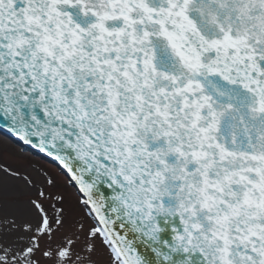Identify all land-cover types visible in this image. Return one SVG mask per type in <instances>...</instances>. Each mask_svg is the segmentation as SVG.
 Returning <instances> with one entry per match:
<instances>
[{
    "label": "snow or ice",
    "instance_id": "6c2138e0",
    "mask_svg": "<svg viewBox=\"0 0 264 264\" xmlns=\"http://www.w3.org/2000/svg\"><path fill=\"white\" fill-rule=\"evenodd\" d=\"M10 151L83 216L37 170L0 264H264V0H0Z\"/></svg>",
    "mask_w": 264,
    "mask_h": 264
},
{
    "label": "rangeland",
    "instance_id": "374dc122",
    "mask_svg": "<svg viewBox=\"0 0 264 264\" xmlns=\"http://www.w3.org/2000/svg\"><path fill=\"white\" fill-rule=\"evenodd\" d=\"M7 163L13 167L19 168L25 175H30L37 181L38 187L26 186L22 179H7L5 181V190L3 196L0 197V205H2V212H0V228L9 227L8 224L2 223L3 220H15L18 225H22L25 221L32 220L31 215V200L38 198V191L45 187V180L37 170L46 169L52 178L56 179L57 187L53 191L62 192L67 199L66 207L70 210V224L76 225V222L81 220L83 213L76 214V199L75 194L71 188L66 187L60 176L57 175L55 167L49 166V163L42 161L39 158L21 157L14 151H10L6 157ZM74 231L75 227L66 229ZM21 233V229H14L10 234L11 239H15ZM57 239H59V234ZM44 264H50L44 257H40Z\"/></svg>",
    "mask_w": 264,
    "mask_h": 264
}]
</instances>
